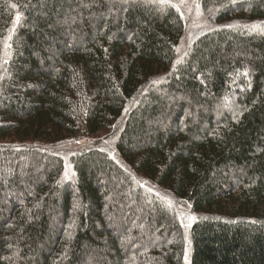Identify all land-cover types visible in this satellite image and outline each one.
Segmentation results:
<instances>
[{
  "label": "trees",
  "instance_id": "16d2710c",
  "mask_svg": "<svg viewBox=\"0 0 264 264\" xmlns=\"http://www.w3.org/2000/svg\"><path fill=\"white\" fill-rule=\"evenodd\" d=\"M199 4L219 25L177 63L157 0H0V264H264V0ZM113 124L124 165L87 148L63 183L53 147Z\"/></svg>",
  "mask_w": 264,
  "mask_h": 264
},
{
  "label": "rangeland",
  "instance_id": "374dc122",
  "mask_svg": "<svg viewBox=\"0 0 264 264\" xmlns=\"http://www.w3.org/2000/svg\"><path fill=\"white\" fill-rule=\"evenodd\" d=\"M160 3L168 4L173 6L178 13L180 14L183 22V31L182 35L177 43L176 46V62L180 63L184 57L186 56L189 47L192 45L193 41L203 35L206 32H209L216 28L217 23H215L211 16L210 11H203L200 7L199 0H157ZM15 22V20L13 21ZM250 25V23H249ZM256 26V27H253ZM250 33H254L255 35L264 36V20H260L257 23H253L250 26ZM263 34V35H262ZM75 45V44H73ZM233 88H236V86H233ZM226 107V106H225ZM226 109V108H225ZM227 109H230V107H227ZM117 127V124H113L111 128L105 129L101 128L94 134H87L81 137L78 140H70L67 142H64L60 145H57L53 147L54 149H57L53 153L60 156L63 160V165L65 164V170L64 175L62 176V182L69 183L68 181H71L72 178L68 177L72 173L69 159L76 154L77 152H80L87 148H95L100 147L102 150H104L108 156L114 160L118 165L123 166L124 161L123 159L118 155L117 150L115 148V136L114 131ZM44 148L47 147V145H42ZM48 149V148H47ZM49 150V149H48ZM50 151V150H49ZM23 163L27 166L31 165L29 168L33 172V174H39L43 166L36 163V160L32 157H21L19 161L15 163V166L19 168H23ZM23 166V167H22ZM4 170V168H3ZM67 173V175H65ZM137 181L139 184L146 190L152 192L153 194H159L161 192L159 186L155 184L152 180H147L141 175L137 176ZM121 198V197H119ZM123 199V198H121ZM146 200L145 202L147 204H150V201L144 197ZM175 201V200H174ZM172 201L173 207L177 213L178 219L183 227H188L190 223L194 219V215L191 213L190 207L187 205V203L184 202H174ZM127 204V201L121 202V205H118V207H123ZM129 205V204H128ZM134 211L128 214H126L124 217L121 215H112L113 219H115L116 225L119 226V228L132 227L133 225H142V221H140L138 216H141L143 214L145 209V206H143V209H135ZM118 228V229H119ZM148 246L151 245V243H145ZM131 245V244H129ZM137 244H133L135 246ZM131 248V247H127ZM187 258L185 256L183 264H187Z\"/></svg>",
  "mask_w": 264,
  "mask_h": 264
},
{
  "label": "snow or ice",
  "instance_id": "6c2138e0",
  "mask_svg": "<svg viewBox=\"0 0 264 264\" xmlns=\"http://www.w3.org/2000/svg\"><path fill=\"white\" fill-rule=\"evenodd\" d=\"M20 20V16L19 15H17V17H16V21L18 22ZM253 27H256V26H253ZM9 39H10V37H9ZM7 47H10V45H6ZM65 175H67V173H65ZM171 204V201H169V205Z\"/></svg>",
  "mask_w": 264,
  "mask_h": 264
},
{
  "label": "bare ground",
  "instance_id": "6f19581e",
  "mask_svg": "<svg viewBox=\"0 0 264 264\" xmlns=\"http://www.w3.org/2000/svg\"><path fill=\"white\" fill-rule=\"evenodd\" d=\"M199 37H200V36H199ZM199 37H197L194 41H196L197 39H199ZM194 41H193V42H194Z\"/></svg>",
  "mask_w": 264,
  "mask_h": 264
}]
</instances>
